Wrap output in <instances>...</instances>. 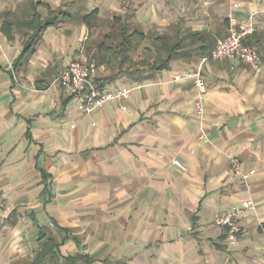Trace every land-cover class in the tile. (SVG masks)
<instances>
[{"label":"crops","instance_id":"1","mask_svg":"<svg viewBox=\"0 0 264 264\" xmlns=\"http://www.w3.org/2000/svg\"><path fill=\"white\" fill-rule=\"evenodd\" d=\"M223 1L199 0L205 7L166 25H173L168 35L184 37L190 57L141 73L127 70V59L111 60L99 48L82 54L67 35L51 34L74 20L54 2L0 0V194L8 212L0 219V264H264V0H231L226 12ZM51 12L59 24L20 60L28 24ZM253 12L257 31L248 42L260 64L209 58L230 26ZM112 32L103 42L113 52L119 42L104 39ZM194 34L199 39L187 37ZM159 35L135 66L145 49L156 51ZM69 59L94 62L106 91L136 90L85 117L83 97L57 81ZM196 70L207 88L202 116L187 78ZM234 160L255 174L248 181L234 174ZM250 200L256 212L242 216L229 244L215 217Z\"/></svg>","mask_w":264,"mask_h":264},{"label":"built area","instance_id":"2","mask_svg":"<svg viewBox=\"0 0 264 264\" xmlns=\"http://www.w3.org/2000/svg\"><path fill=\"white\" fill-rule=\"evenodd\" d=\"M238 4H234L233 8H238ZM257 12L251 13L237 27L235 24L230 26V35L227 39L219 42L214 51L209 55L213 60L227 59L233 62H242L257 67L260 64L258 52L245 41L253 36L257 31ZM97 65L94 62L80 61L74 59L69 67L59 75L57 81L64 86L71 94L82 96L84 99L83 113L85 117H90L106 104L116 100L127 101L136 90V88H125L116 91L115 93L102 89L96 82ZM187 78L194 82V87L197 89L198 99V114L203 115L204 98L207 91L203 73L200 70L188 73ZM183 167V165L176 161ZM232 170L235 173H240L245 181L254 175V171L249 174L243 173L240 163L235 161L232 163ZM256 212V204L253 201H244L241 205H236L226 212L215 217V224L223 228L226 232V241L229 244H235L241 234L240 220L246 213Z\"/></svg>","mask_w":264,"mask_h":264},{"label":"rangeland","instance_id":"3","mask_svg":"<svg viewBox=\"0 0 264 264\" xmlns=\"http://www.w3.org/2000/svg\"><path fill=\"white\" fill-rule=\"evenodd\" d=\"M26 0H23L25 2ZM46 3H50L51 8H62L63 10L71 11L73 14V21H70L68 24L56 28L54 33L55 36L67 35V39L70 45L76 46V51L85 54L88 49H97L99 44L103 42V36L107 33L112 32L115 28H120L121 25L115 24L113 22L114 18L121 19V22H124L125 17H128V20H133L132 22H128V32H132V30H138L140 32L147 33L148 37L152 39L157 34H167L168 30L171 28L166 27V25L172 20H176L177 18L183 17V15L195 14L196 10L202 9L205 7L203 2L199 3V0H44ZM220 1V0H219ZM231 0H224L222 3L223 10L226 12L229 9V3ZM243 1V0H242ZM250 1V0H244ZM54 2V3H53ZM53 3V4H52ZM58 5V6H57ZM60 5V6H59ZM22 6V5H21ZM61 9V10H62ZM95 10L98 11V20L95 23L92 31L86 29L82 23V17L86 14H91ZM45 17L47 15V10H40ZM140 14L141 18L137 16ZM222 14V10H221ZM225 14V13H224ZM136 19H135V18ZM152 17V19H151ZM145 20V26L140 25V20ZM139 20V21H136ZM139 23V27H136V22ZM153 26L150 28L152 25ZM158 30V31H156ZM76 32L80 35L81 40H77V37H72L71 32ZM58 33V34H57ZM84 35V36H83ZM56 38V37H55ZM53 38V39H55ZM52 39V40H53ZM148 39L143 45H135L136 48L133 51H130L129 58L126 60V65L129 67L127 70H135L137 66H135L134 58L138 59L139 51L145 47L150 46L151 42ZM73 41V42H70ZM105 44V43H104ZM106 45V44H105ZM139 46V48H137ZM62 45L59 47L56 46V54H62ZM72 48V47H70ZM64 53V52H63ZM70 58H73V54L75 51L70 52ZM55 54V55H56ZM57 55V56H59ZM63 55V54H62ZM71 58V59H72ZM71 59H69L71 61ZM68 60V62H69ZM96 62V60H95ZM70 64V62H69ZM128 72V71H127ZM58 79V78H57ZM94 115V114H93ZM7 211L4 205V200L0 194V219L3 218V215H7Z\"/></svg>","mask_w":264,"mask_h":264},{"label":"trees","instance_id":"4","mask_svg":"<svg viewBox=\"0 0 264 264\" xmlns=\"http://www.w3.org/2000/svg\"><path fill=\"white\" fill-rule=\"evenodd\" d=\"M59 13L57 12H51L50 15L45 18V19H41L40 15H35V20L38 18V21L36 22L35 20H32L33 22L28 24L29 27V32L30 36H29V40L26 42V47L24 48V55L20 58V60L24 57H26V55L29 53L34 54V50L33 46L38 44V40L41 37V34L43 33V31L49 29V28H53L55 26H57L60 22V20H58V15ZM56 15V16H55ZM61 16H63V21H66V18L69 16V14H66L65 12L60 13ZM59 15V16H60ZM66 15V16H65ZM98 16V11L95 10L94 12H92L89 15H85L83 17V22L87 25L88 28H92L94 25V22L96 20ZM114 23L115 24H119L121 25L120 28H116L115 30H113V32L107 36H105V40H109L111 41H117L119 42V44H117L115 46V50L112 52L110 49H108L106 47V45L104 44V42L100 43L98 48L100 49V51H105L107 56L110 57L111 60H117L119 59H127L128 60V56H126V52L128 51L127 49L132 47V43H143V41H145L147 39V36L145 35L144 32H140L138 30H132V32H128V24L124 23V24H120V19H114ZM7 30H10V26H8ZM178 31H180L179 29H176ZM10 32V31H9ZM177 32V31H176ZM175 36L173 37L165 34V35H159L156 38H154L152 40L153 42V46H155L156 51H152V49L147 48L145 49L144 53H143V57L140 63H138V67L136 69V72H141L144 73L146 72V69H148L151 72H156L158 73V71H163L165 69L169 68V65L176 60V58H180V57H190L191 56V51H187L185 52V45H184V37L181 36V34L179 32L174 34ZM190 37L192 39H199L200 35L199 34H194L192 37L191 36H187ZM201 38H203V36H201ZM245 43L251 47H253L249 42L248 39L245 41ZM208 47L210 46V43H207ZM253 49L256 50V48L253 47ZM210 49L207 48L206 49H201V51L199 53L201 54H207V52H209ZM214 51V50H213ZM257 51V50H256ZM258 52V51H257ZM100 57V56H98ZM19 60V59H18ZM16 61V63L14 64V68H16L19 64V61ZM151 61V62H150ZM124 61H122L123 63ZM18 64V65H16ZM140 68H146L144 69H140ZM145 75H143L142 77H144ZM75 96V95H73ZM64 107V105H63ZM28 133H27V137H28ZM43 181L46 183V181H48L49 177L47 175H42Z\"/></svg>","mask_w":264,"mask_h":264}]
</instances>
